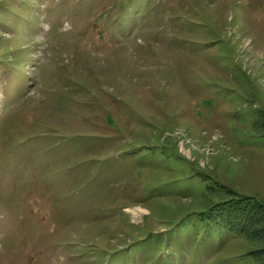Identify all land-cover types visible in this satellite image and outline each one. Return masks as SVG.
I'll return each mask as SVG.
<instances>
[{
	"label": "rangeland",
	"instance_id": "374dc122",
	"mask_svg": "<svg viewBox=\"0 0 264 264\" xmlns=\"http://www.w3.org/2000/svg\"><path fill=\"white\" fill-rule=\"evenodd\" d=\"M233 193L264 204V0H0V264H258L263 229L146 248Z\"/></svg>",
	"mask_w": 264,
	"mask_h": 264
},
{
	"label": "trees",
	"instance_id": "16d2710c",
	"mask_svg": "<svg viewBox=\"0 0 264 264\" xmlns=\"http://www.w3.org/2000/svg\"><path fill=\"white\" fill-rule=\"evenodd\" d=\"M210 190L215 192L216 187L211 186ZM260 229L264 230V204L258 203L251 197H242L234 194L227 198L218 197L212 200L202 208L180 217L162 231L156 233H151L150 231L149 235L145 237L152 239L153 246L146 248L152 252L154 250H167L166 254H168V250H171L170 248L174 246L173 241L169 242V240L177 237L183 231H185L182 236L184 238L178 239L175 243L177 249L183 246L184 240H189L188 235H193L196 242L206 234L218 244L220 240L223 241L222 237L223 239L224 237L225 239L227 238L225 242L233 238L255 239L258 237L259 239L260 237L257 233ZM145 243V240L137 242L140 245ZM192 249H195V247ZM177 252L179 254L178 250ZM255 253L254 250H248L241 254H234L233 257H238L239 262L243 260V256L251 259L254 257L258 264H264V260L259 259L258 256L256 257ZM163 258L166 261L164 264H168V259L166 257Z\"/></svg>",
	"mask_w": 264,
	"mask_h": 264
}]
</instances>
